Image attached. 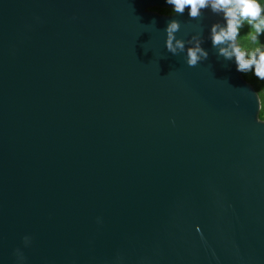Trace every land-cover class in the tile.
I'll return each mask as SVG.
<instances>
[{"label":"water","instance_id":"95a60500","mask_svg":"<svg viewBox=\"0 0 264 264\" xmlns=\"http://www.w3.org/2000/svg\"><path fill=\"white\" fill-rule=\"evenodd\" d=\"M152 8L0 0V264H264L258 95L220 16ZM174 18L207 60L167 52Z\"/></svg>","mask_w":264,"mask_h":264},{"label":"clouds","instance_id":"9594fccd","mask_svg":"<svg viewBox=\"0 0 264 264\" xmlns=\"http://www.w3.org/2000/svg\"><path fill=\"white\" fill-rule=\"evenodd\" d=\"M172 6L176 15H183L187 10L191 19L200 20L204 10L221 19L210 25L209 38L212 47L217 50V56L226 61H233L237 71L254 73L260 81H264V0H166ZM155 20L152 24L155 25ZM245 26L248 31L241 34ZM181 24L178 19L168 21L165 28L166 50L178 55L186 53L188 66L195 67L201 61L207 60L209 52L202 46L204 37L202 29H198L187 41L177 37ZM187 45V46H186ZM164 58V57H162ZM25 245L30 238L24 237ZM17 264H24V254L16 249Z\"/></svg>","mask_w":264,"mask_h":264},{"label":"trees","instance_id":"16d2710c","mask_svg":"<svg viewBox=\"0 0 264 264\" xmlns=\"http://www.w3.org/2000/svg\"><path fill=\"white\" fill-rule=\"evenodd\" d=\"M152 10H155L160 13H170L172 10L166 9V8H152ZM248 31V27L245 26L241 29V34H245ZM261 42L264 43V36L261 37ZM243 78L248 81L254 90L256 91L258 98H259V111H258V117L262 120H264V81H260L258 78L255 77L254 73L249 72L247 74L241 73Z\"/></svg>","mask_w":264,"mask_h":264}]
</instances>
